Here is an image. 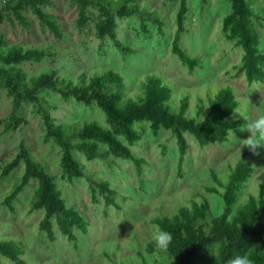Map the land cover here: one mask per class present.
Masks as SVG:
<instances>
[{"label":"rangeland","instance_id":"374dc122","mask_svg":"<svg viewBox=\"0 0 264 264\" xmlns=\"http://www.w3.org/2000/svg\"><path fill=\"white\" fill-rule=\"evenodd\" d=\"M15 1L0 0V35L4 42L6 45L18 43L46 53L41 60L22 63L21 67L28 76L51 73L54 77L72 79L84 70L88 73L114 70L123 77L125 95L136 99L142 92V83L153 75L171 89L167 101L170 111L179 112L180 101L187 96L189 108L185 115L193 118H196L199 98L206 102L209 96L229 85L239 101L237 109H241L247 123L264 114V83H248L244 74L237 72L242 49L227 40L221 30L222 18L230 9L228 0H188L187 32L182 36L181 46L190 56L200 57V65L193 71H189L170 50L179 0H139L147 10H156L163 15L162 33L158 32L156 24L139 15L117 20L118 38L134 49L126 56H122L110 40L97 37L94 29L98 20L96 12L84 26H77L75 0L44 1V9L54 13L60 25V39L38 21L30 8L20 11L26 24L11 11L2 9L5 2ZM254 1L264 19V0ZM257 29L260 33L259 49L264 51V20ZM41 95L50 100L53 106L50 115L57 123L95 120L108 127L104 113L95 105L85 106L73 100L65 102L50 91H43ZM11 107V98L0 90V240L13 239L22 243L25 250L22 258L29 264H156L161 257L145 251L146 243L152 240L157 229L151 219L171 215L179 206L190 205L192 200H200L201 196L208 200L215 215L220 214L221 198L206 192L205 187L213 184L212 170L227 180L228 165L239 159L249 160L255 167L240 200L244 201L249 193L258 196L263 191L264 194V148H258L257 154L247 147L241 148L240 140L250 135L246 130L231 131L226 142L205 147L185 132L188 152L180 171L179 151L172 132L162 129L154 136L146 127L142 139L131 146L134 155L146 160L141 176L131 161L113 157L115 163L110 166L101 160L88 161L81 153L74 152L85 168L110 182L117 192L120 208L105 206L102 196H99V203H94L86 179L78 178L72 182L59 179V147L51 140H44L42 118L30 104H24L26 122L14 130L4 131L1 120L10 113ZM231 117L242 116L233 113ZM134 127L140 130L141 124L135 123ZM21 142L55 177L67 205L76 208L87 220V232L76 230L75 242L68 241L55 224L53 241L39 230L43 210H30L36 179L30 180L13 200V211L3 204L4 197L19 182L24 162H20L8 176H1V170L18 152ZM164 149L166 154L162 152ZM0 260L4 264H14L2 255Z\"/></svg>","mask_w":264,"mask_h":264},{"label":"trees","instance_id":"16d2710c","mask_svg":"<svg viewBox=\"0 0 264 264\" xmlns=\"http://www.w3.org/2000/svg\"><path fill=\"white\" fill-rule=\"evenodd\" d=\"M44 1L5 2L2 9L11 11L21 23L26 24V18L20 11L30 8L38 21L55 38L60 39V25L55 14L44 9ZM75 1L78 7L77 26H84L91 14L96 12L98 20L94 29L97 37L110 40L122 56L132 53L134 49L118 38V19L139 15L156 24L159 33L163 32V15L156 10H147L139 0ZM228 1L230 9L222 18L221 30L227 40L242 49L240 62L236 65L237 72L243 73L248 83H264V51L259 49L260 33L257 29V26L263 25V15L255 8L257 4L254 0ZM188 11V0H179L170 50L189 71H193L200 65V57L190 56L181 46L182 36L187 32L185 22ZM45 55L43 50L23 47L18 43L6 45L0 35V90L11 98L12 104L10 113L1 120L3 129L5 132L14 130L26 122L24 104H30L42 118L44 140H51L59 147V179L67 182L86 179L94 203H99V196H102L105 206L120 208L116 200L117 192L110 182L85 168L75 151L88 161L101 160L110 166L115 163L114 158L131 161L141 176L146 160L134 155L131 146L142 139L146 127L154 136L166 129L176 139L178 168L181 171L188 152L185 132L192 135L201 147H205L226 142L231 131L247 124L243 117H231L239 101L229 85L220 88L214 96H209L206 102L199 98L196 118H193L185 115L189 108L187 96L181 99L179 112L170 111L167 101L171 89L153 75L142 83V92L136 99L125 95L123 77L114 70L101 73L84 70L72 79L54 77L51 73L28 76L21 67L22 63L41 60ZM43 91H50L65 102L73 100L85 106H97L104 113L108 127L95 120L83 123L55 122L49 111L53 106L46 96L41 95ZM135 123L141 124L140 130L134 127ZM162 152L166 154V149ZM20 162H24V171L14 189L4 197L3 204L13 211V200L30 180L36 179L30 210H43L39 230L53 241L55 224L68 241L75 242L76 230L87 232V220L76 208L67 205L55 177L33 158L23 142L15 156L3 166L1 176H8ZM227 172V180H224L212 170L213 184L205 187L206 192L221 198L220 214L215 215L208 200L201 196L200 200H192L190 205L179 206L171 215L151 219L152 224L173 237L167 251L158 250L153 239L146 243L147 253H156L161 257L156 264H227L228 260L245 253L250 255L254 264H264L263 191L258 196L249 193L244 201L240 200L255 167L251 161L239 159L228 165ZM24 252L19 241L0 240V255L14 264H29L22 258ZM0 264L4 263L0 260Z\"/></svg>","mask_w":264,"mask_h":264},{"label":"clouds","instance_id":"9594fccd","mask_svg":"<svg viewBox=\"0 0 264 264\" xmlns=\"http://www.w3.org/2000/svg\"><path fill=\"white\" fill-rule=\"evenodd\" d=\"M235 113H239L243 117L241 109H236ZM241 131H247L250 135L241 141V148L247 147L254 154H257L258 148H264V114L259 115L255 119H251L245 127L240 128ZM233 135L234 132H233ZM240 148V149H241ZM172 234L159 229L157 226L156 231L153 233L152 239L158 250L167 251L172 242ZM227 264H254V260L249 254L237 255L228 260Z\"/></svg>","mask_w":264,"mask_h":264}]
</instances>
